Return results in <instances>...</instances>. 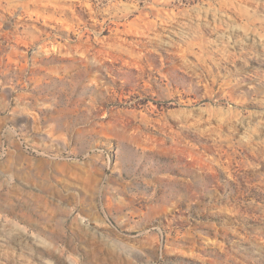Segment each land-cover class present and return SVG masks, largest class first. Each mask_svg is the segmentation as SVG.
<instances>
[{
    "label": "rangeland",
    "instance_id": "1",
    "mask_svg": "<svg viewBox=\"0 0 264 264\" xmlns=\"http://www.w3.org/2000/svg\"><path fill=\"white\" fill-rule=\"evenodd\" d=\"M0 264H264V0H0Z\"/></svg>",
    "mask_w": 264,
    "mask_h": 264
}]
</instances>
